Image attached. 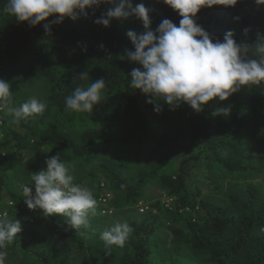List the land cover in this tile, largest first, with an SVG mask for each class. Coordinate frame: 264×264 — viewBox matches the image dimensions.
<instances>
[{
  "label": "trees",
  "instance_id": "trees-1",
  "mask_svg": "<svg viewBox=\"0 0 264 264\" xmlns=\"http://www.w3.org/2000/svg\"><path fill=\"white\" fill-rule=\"evenodd\" d=\"M119 2L113 0L87 9V17L77 10V19L65 18L46 32L43 24L54 17L36 26L17 22L3 12L7 0H0V79L8 82L10 64L21 57L31 59L25 76L31 79L36 72L47 76L48 105L58 114L54 121L35 118L18 124L0 115V151L7 154L2 178L46 148L51 156L60 153L66 164L77 162L89 167V180L81 184L93 195L103 177L107 179L111 197L121 195L115 203L117 207L136 205L143 186L158 181L175 200L174 211L164 210L156 202L151 206L172 222L180 223V227L172 229L176 245L206 253L208 264H264V196L254 183L242 184L252 174H259V161L264 162V158L256 157L257 151L264 148V83L244 86L227 101H210L199 113L186 103L174 109L166 105L163 112L157 113L154 105L147 103L150 97L130 87L128 75L132 69L121 58L122 49L134 50L124 26L129 25L139 34L145 31L142 22L133 15L113 19L108 27L94 22ZM139 3L150 9V30L154 33L164 19L179 26L181 17L162 0H131L133 7ZM125 10L129 11L127 7ZM194 19L214 40L222 41L224 34L232 31L238 43L251 47L264 37V5L255 0H238L234 6L202 7ZM82 72L88 73L87 80L79 79ZM101 78L106 88L103 101L93 113L99 112L104 120L97 122L93 113L89 121L87 113L65 111L66 96L76 87H86ZM227 106L231 107L230 115H213L218 107ZM64 117L65 125L60 121ZM164 145L168 146L166 150L158 151ZM40 170L43 169L30 173L26 185L31 184V175ZM226 180L235 181L237 187L230 183L231 190L224 189ZM7 183L6 196L16 205H26L21 187L14 186L11 180ZM207 192L225 193L227 202L203 198ZM185 208L192 214L178 212ZM33 215L55 220L54 215L45 217L39 209ZM158 220L157 215L148 213L140 223L130 222L133 232L120 264H165L163 258L154 255L152 238ZM58 224L64 227L68 239L75 238L90 257L94 256L89 264L102 261L101 254H92L100 249L94 245L86 248L66 219ZM36 240L34 232L24 238L27 245H34ZM18 245L16 239L11 244L16 248ZM39 247L45 249L27 255L31 259L36 256L41 264H75L64 252H51L45 240L39 241ZM106 247L103 241V254ZM169 264L184 262L174 260Z\"/></svg>",
  "mask_w": 264,
  "mask_h": 264
},
{
  "label": "clouds",
  "instance_id": "clouds-1",
  "mask_svg": "<svg viewBox=\"0 0 264 264\" xmlns=\"http://www.w3.org/2000/svg\"><path fill=\"white\" fill-rule=\"evenodd\" d=\"M105 2L113 0H7L3 12L30 26L54 17L43 24L48 32L52 25L62 23L65 18L77 19V10L87 17V9H94ZM162 2L179 14V26L164 19L154 33L150 30V9L143 3L133 7L131 0H120L114 9L102 13L94 21L97 25L108 27L113 19H127L133 15L142 22L143 33L133 30L126 33L134 48L126 50V58L142 66L133 68L128 76L131 88L150 97L147 103L154 105V111H162L164 104L174 109L186 103L199 113L210 101H227L244 86L264 83V37L251 47L238 43L232 31L226 32L222 41L218 38L214 40L194 19L202 7L234 6L238 0ZM255 2L264 5V0ZM126 7L129 11L125 10ZM100 48L103 50L104 45L101 44ZM250 50L252 56H249ZM78 77L81 80L89 78L87 72L80 73ZM105 88L102 78L92 80L86 87H76L72 94L65 97V111L93 113L94 107L103 101ZM47 108L46 100L35 96L16 105L11 84L0 79V113L11 117L13 123L44 116ZM230 113V106L218 107L213 115L228 116ZM45 164L46 169L31 175L30 185H21L27 207L42 210L45 217L62 215L67 224L77 230L89 228V215L94 214L96 206L92 191L75 183L74 169H70L60 153L47 158ZM21 231L19 220L9 219L7 213L0 215V264H6L8 245ZM132 232L133 228L127 221H118L105 228L100 239L106 246L122 247Z\"/></svg>",
  "mask_w": 264,
  "mask_h": 264
},
{
  "label": "rangeland",
  "instance_id": "rangeland-1",
  "mask_svg": "<svg viewBox=\"0 0 264 264\" xmlns=\"http://www.w3.org/2000/svg\"><path fill=\"white\" fill-rule=\"evenodd\" d=\"M125 27V28H124ZM125 32L127 33L132 28L128 26H124ZM121 56L125 57L128 63L131 66V69L142 67L141 65L130 62L126 58V50H121ZM32 64L31 59L27 57H21L18 62L15 64H10L12 72L8 77V83L11 84V90L13 93V100L16 105H19L25 101H27L30 97L35 96L39 99L46 100L47 104V90H48V80L47 76L43 73L36 72L35 75L28 79L25 76L26 70ZM166 108V104L163 105V112ZM57 112L52 108L49 107L45 112L44 116H38V121L43 120L45 121H54L57 120ZM84 114V113H77ZM92 113H87L89 116V121H91L90 115ZM93 118L98 122L101 121L103 118L100 113H93ZM4 116L3 113L0 114ZM67 117V116H65ZM60 118L61 122H67V118ZM108 121V118H106ZM104 120V119H103ZM59 122V121H58ZM3 129L0 127V139L3 138L2 131ZM168 146L164 145L163 147H158V151L166 150ZM47 152V153H45ZM7 156L6 153L0 151V205L3 202L4 204L9 200L6 196L7 187L9 184L7 181H12L14 186L21 187V185H26V181L30 176V173L35 171L36 168L46 169L45 160L51 157L49 154L48 149H43L35 158H29L26 160L25 164L19 165L15 170H13L8 176L2 178V174L4 173V166L6 164L5 157ZM257 158H264V148H260V150L256 153ZM255 157V158H256ZM29 161V162H28ZM264 161V160H263ZM260 164V171L259 174H255L256 176L247 177L242 182L243 185L247 183H254L261 191V195L264 196V162L262 160L259 161ZM32 165V166H31ZM70 169H74L75 174V183H83L88 181V172L90 171L89 167L81 165L77 162H71L67 164ZM100 178L102 176H99ZM2 178V180H1ZM88 179V180H87ZM102 181L108 182L107 179L103 177ZM235 185V181L226 180L224 182V189L231 190V184ZM237 187V186H236ZM203 198L209 199L213 202H220L226 203L227 197L225 193L215 194L211 192L204 193ZM121 199V195L115 194L112 195L111 201L108 204V207L111 208V212L109 214L102 215L98 212L99 207L95 206L94 214L90 213L89 221L90 227L87 229L80 228L75 229L72 228V231H75L77 234L80 235L81 241H85L86 248L89 245H94L95 248H99L100 252H94L92 254L98 256L102 255V261H98L97 264H120V258L122 256L126 241L130 238H127L124 245L120 246H107L105 249V254L101 252L102 250V242L103 240L100 239V234L112 225H114L118 221H127L129 224L130 222L140 223V221L145 217L146 214H155L159 217L157 225V230L154 233L152 238V242L154 243V255L157 258H163L165 264H169L170 261L177 260L184 264L193 263V264H208L207 263V255L204 252H196L190 249L187 246L176 245L174 243V237L172 235V229L180 227V223L172 222L168 219L162 212L158 211L156 208L152 207L153 203H159V205L165 210L174 211L175 207V200L161 188L158 181H149L147 182L141 191V198L138 200L143 205L147 207L143 213H140L136 205L132 206H122L117 207L115 203ZM3 209V206H0V210ZM178 212L180 213H191L192 212L188 209H180ZM54 221H48L45 218L36 215V218L33 222H28L26 217L23 216L19 219L22 227V231L17 234L16 240L18 241L19 245L18 248L8 245V257L6 259V264H41L40 261L36 260V256L34 259H31L30 256L27 255V252L30 254H36L38 251H41L44 248L40 249L39 241L45 240L47 245L51 247V252L53 250H58L60 252H64L69 260H71L75 264H85L90 263L91 258L94 256L90 252L87 251L82 244L80 245L74 239H68L64 234V227L58 224V221H64V217L62 215H54ZM34 232L37 240L33 241L34 245H27V242L24 241V238L28 237L30 234ZM73 232V233H75ZM75 233V234H76ZM40 249V250H39ZM38 250L37 252H35ZM26 253V254H25ZM49 254V253H48ZM52 262V261H51ZM55 264H60L57 261ZM85 262V263H84ZM54 264V263H53Z\"/></svg>",
  "mask_w": 264,
  "mask_h": 264
},
{
  "label": "built area",
  "instance_id": "built-area-1",
  "mask_svg": "<svg viewBox=\"0 0 264 264\" xmlns=\"http://www.w3.org/2000/svg\"><path fill=\"white\" fill-rule=\"evenodd\" d=\"M22 190V189H21ZM33 194H34V188H33ZM94 198L96 200V205L99 207V212L101 214H109L112 210L108 207V204L111 199V192L108 188L107 184L104 181H100L97 185V192L94 194ZM172 199V197H171ZM137 210L140 213H143L147 207L143 205L141 202H137L136 206ZM188 210V208H185ZM190 210V209H189ZM21 211H26L29 213H33L34 210L29 209L27 205L20 204L16 205L13 200L9 199L6 202V207L2 210H0V215H3L4 213H7V215H11V213H19Z\"/></svg>",
  "mask_w": 264,
  "mask_h": 264
},
{
  "label": "crops",
  "instance_id": "crops-1",
  "mask_svg": "<svg viewBox=\"0 0 264 264\" xmlns=\"http://www.w3.org/2000/svg\"><path fill=\"white\" fill-rule=\"evenodd\" d=\"M3 202L1 203L0 206L1 207L3 206V209H4L6 207V203L4 204ZM11 214H13L10 217V219H12V220H14V219L19 220L21 217L25 216L28 222H33L34 219L36 218V216L33 215V213H29V212H26V211H21L19 213H11Z\"/></svg>",
  "mask_w": 264,
  "mask_h": 264
}]
</instances>
